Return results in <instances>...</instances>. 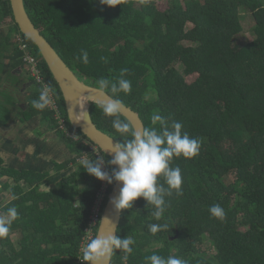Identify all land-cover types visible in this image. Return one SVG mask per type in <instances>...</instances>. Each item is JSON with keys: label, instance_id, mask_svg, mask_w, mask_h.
<instances>
[{"label": "trees", "instance_id": "trees-1", "mask_svg": "<svg viewBox=\"0 0 264 264\" xmlns=\"http://www.w3.org/2000/svg\"><path fill=\"white\" fill-rule=\"evenodd\" d=\"M117 2L26 0L36 26L83 81H116L128 69L132 90L114 98L138 112L145 128L159 114L202 141L197 156L174 157L183 195L173 190L165 196L160 220L142 197L123 210L118 235L132 237L134 250L126 261L117 250L112 264H150L145 258L152 254L187 264H264V0ZM242 12L252 20L254 40L245 34ZM19 36L39 60L42 81L26 73ZM81 50L87 64L76 59ZM44 86L59 110L32 106ZM92 115L100 130L123 141L100 105ZM35 119L37 135L49 126L72 155L51 171L25 168L24 132ZM98 157L111 174V158L72 125L61 88L39 47L17 25L11 0H0V213L11 206L19 213L0 239V264H88L83 250L98 233L115 185L79 164ZM214 204L225 210L223 220L210 214ZM153 223L168 228L153 235ZM205 236L216 253L199 248Z\"/></svg>", "mask_w": 264, "mask_h": 264}, {"label": "clouds", "instance_id": "clouds-1", "mask_svg": "<svg viewBox=\"0 0 264 264\" xmlns=\"http://www.w3.org/2000/svg\"><path fill=\"white\" fill-rule=\"evenodd\" d=\"M100 3L109 6L119 4L117 0H100ZM84 64L88 63V53L81 50V55L76 57ZM105 62H106V58ZM25 62V58H24ZM26 67L27 64L25 62ZM29 68V67H28ZM29 71V69H27ZM128 69H121L120 76L116 81L100 78L97 81V91L105 95L100 107L103 113L112 117V127L124 137L122 142L112 143L108 149L111 155L110 165H114L111 174L103 170L104 159L98 157L95 161L81 159L79 164L91 175L107 181L120 183L119 194L112 198L114 209L119 212L123 209L133 207V202L143 198L147 204L154 208L152 215L160 220L166 211L165 196L172 195L173 190L177 196L183 195V176L179 166H172L174 157L193 158L200 152L202 141L199 138L190 137L183 130L181 122L168 119L159 114L151 116L153 127L144 128L142 131L134 130L129 122L122 121L119 114L122 102L117 97L119 93L128 94L132 90L131 81L125 78ZM34 77V76H33ZM107 89L111 97L104 92ZM50 86H44L39 94L38 100L32 101V106L37 110H44L51 103ZM73 123L81 122L79 117L72 118ZM159 123V129L155 127ZM161 179L164 183H161ZM167 185L165 187L164 185ZM212 216L223 220L226 216L225 210L219 204L209 208ZM19 213L15 206L8 207L0 213V239L9 235L13 223L18 219ZM149 231L155 235L159 231L168 228L167 224H149ZM115 230L107 234H98L92 238L83 250L84 260L88 264H107L113 254L120 250L124 253L123 260L133 252L132 245L135 240L125 236L121 238L115 234ZM150 264H187V261L176 256L163 257L152 254L145 258Z\"/></svg>", "mask_w": 264, "mask_h": 264}, {"label": "water", "instance_id": "water-1", "mask_svg": "<svg viewBox=\"0 0 264 264\" xmlns=\"http://www.w3.org/2000/svg\"><path fill=\"white\" fill-rule=\"evenodd\" d=\"M130 2H159L164 0H118ZM14 11V17L17 25L20 27L21 32L30 38L40 49L44 59L46 60L50 71L52 72L55 80L59 84L61 91L64 95L69 119L76 130L81 131L92 143L98 146L103 153L110 158L108 149L112 143L118 142L114 137L106 134L100 130L96 125L92 109L94 106L101 105L105 99V95L97 91V86L83 81L67 64L64 58L60 55L57 49L51 42L43 35L41 30L36 26L32 20L27 8L26 0H11ZM105 93L109 97L106 90ZM114 98V97H113ZM122 102V101H121ZM121 115L129 120L134 130L142 131L145 128L143 119L140 114L133 110L131 107L122 102ZM79 117L81 122L73 123L72 118ZM121 184L115 182V185L109 195L107 204L103 210L101 223L98 229V234H107L115 230L118 235L119 227L122 220L123 210L117 212L111 200L119 194ZM113 257V256H112ZM112 264V258L107 262Z\"/></svg>", "mask_w": 264, "mask_h": 264}, {"label": "crops", "instance_id": "crops-1", "mask_svg": "<svg viewBox=\"0 0 264 264\" xmlns=\"http://www.w3.org/2000/svg\"><path fill=\"white\" fill-rule=\"evenodd\" d=\"M36 123V124H35ZM40 127V119L32 120L28 127L25 128L26 143L27 144V161L25 168L34 170V171H51L54 169L56 164L65 163L72 158L70 151L67 149V146L59 137H53L49 131V126H45L40 130V134L37 135L36 131ZM33 134V135H32ZM49 136L43 140L44 137ZM34 136V137H32ZM55 139V144L46 143L53 141ZM66 148L67 153L61 147ZM61 159L57 161L59 158Z\"/></svg>", "mask_w": 264, "mask_h": 264}, {"label": "rangeland", "instance_id": "rangeland-1", "mask_svg": "<svg viewBox=\"0 0 264 264\" xmlns=\"http://www.w3.org/2000/svg\"><path fill=\"white\" fill-rule=\"evenodd\" d=\"M242 14H243V16L245 15V13L244 12H242ZM9 23H10V21L8 20V21H6V23L3 25V26H8L9 25ZM190 27H192V26H190ZM243 27H244V29H245V34H246V36H247V38L248 39H250V40H254L255 39V34H254V31H252V28H253V25H252V20H250L247 16H244V19H243ZM26 69H25V71H26V73L28 72V74L30 75V76H33V74L30 72V71H28L27 69H28V67H25ZM179 68H182V66L180 65L179 66ZM36 124V123H35ZM33 135V134H32ZM51 135L55 138V137H58V135H57V133H52L51 132ZM32 137H34V136H32ZM47 137H49L48 135L46 136V137H44L43 138V140L45 139V138H47ZM46 140V139H45ZM54 141H56L55 139H53V141H49V142H47L46 141V143H51V144H55L56 142H54ZM61 147H62V145H61ZM64 150H65V152L67 153V150H66V148H64V146L62 147ZM60 155L61 154H59L58 156H59V158H57V161H60V159H61V157H60ZM2 157L4 158V160H5V162L8 164V166H9V164L11 165L12 163H11V161L9 160V157H8V154H2ZM13 165V164H12ZM64 174H66V173H64ZM2 181H9V180H7V179H3ZM14 183L11 181L10 182V185H9V189L12 187V185H13ZM56 184V183H55ZM51 186V185H50ZM50 186L49 187H46L47 189H49L50 188ZM1 198V197H0ZM5 201L7 200V199H4ZM11 239H13V237L11 238ZM17 241V239H15V240H13V242H16ZM14 244V243H13ZM200 249H201V251H204V252H206L207 254L209 253V254H214V253H216V251H217V249H216V246H214L213 244H210V240H209V238L207 237V236H205V238H203V244L199 247Z\"/></svg>", "mask_w": 264, "mask_h": 264}, {"label": "built area", "instance_id": "built-area-1", "mask_svg": "<svg viewBox=\"0 0 264 264\" xmlns=\"http://www.w3.org/2000/svg\"><path fill=\"white\" fill-rule=\"evenodd\" d=\"M19 40L21 41V49L25 53V62L29 67V71L33 74L37 81H42V79H44V76L40 67L39 60L31 53L30 45L21 36H19ZM50 106L53 110H59V107L54 100L51 101ZM63 127L65 128V124L63 125ZM68 135H70L72 138L75 137L73 133H68ZM91 150L95 151V147H91ZM93 220L97 221V217H93Z\"/></svg>", "mask_w": 264, "mask_h": 264}]
</instances>
